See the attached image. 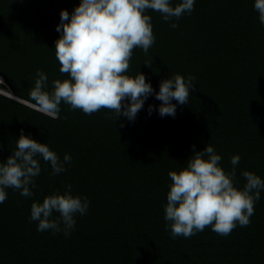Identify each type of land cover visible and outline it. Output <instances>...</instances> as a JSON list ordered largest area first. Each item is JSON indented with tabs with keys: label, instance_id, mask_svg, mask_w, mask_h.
Returning <instances> with one entry per match:
<instances>
[{
	"label": "trees",
	"instance_id": "16d2710c",
	"mask_svg": "<svg viewBox=\"0 0 264 264\" xmlns=\"http://www.w3.org/2000/svg\"><path fill=\"white\" fill-rule=\"evenodd\" d=\"M81 0H0V76L7 92L29 103L37 70L52 81L67 79L55 55L61 10L69 15ZM181 0H170L175 6ZM255 0H195L194 10L164 21L149 10L155 43L145 55L136 48L126 75L143 73L154 93L160 82L180 74L195 77L188 104L175 117H161V101L149 96L134 121L101 109L91 115L69 110L58 119L0 92V162L12 155L21 130L47 143L65 171L37 157L41 173L31 197L5 189L0 203V264H264V189L250 224L220 236L211 227L191 238L172 239L164 208L169 171L186 167L193 150L211 144L220 166L231 171L240 156L235 185L250 171L264 180V25ZM172 23L178 24L173 29ZM147 64V65H146ZM176 104V101H172ZM153 106L149 115L148 108ZM108 117H112L109 119ZM87 197L69 236L37 231L31 204L47 195ZM54 212L52 218H58ZM63 228V225H61Z\"/></svg>",
	"mask_w": 264,
	"mask_h": 264
},
{
	"label": "clouds",
	"instance_id": "9594fccd",
	"mask_svg": "<svg viewBox=\"0 0 264 264\" xmlns=\"http://www.w3.org/2000/svg\"><path fill=\"white\" fill-rule=\"evenodd\" d=\"M194 3L195 0H181L172 6L170 0H81L71 15L61 10L56 27L61 35L55 41V55L60 73L68 78L53 80L48 91L47 75L37 70L29 93L30 101L35 103L29 106L52 119L59 118L63 102L69 110L79 109L86 115L107 109L117 117L123 115L134 121L145 100L155 94V99L161 101L159 115L175 117L177 104H188L195 77L176 74L162 80L159 92L154 93L143 73L135 77L126 73L133 50L140 48L146 55L155 43L151 16L146 13L159 12L166 22L178 20L194 10ZM254 9L264 25V0H255ZM170 27L175 29L178 24L172 23ZM0 83L5 84L4 79ZM153 110L150 105L149 115ZM37 157L50 164L53 176L64 172L65 164L71 162L69 154L61 161L47 143H40L21 130L12 155L0 162V203L7 199L8 188L26 198L33 195L35 178L41 173ZM240 159L239 155H233L232 169L225 171L220 166L221 156L207 144L203 151L193 150L186 167L168 172L171 184L164 220L172 239L191 238L207 227L220 236H228L237 225L250 224L264 180L253 172L243 171L246 183L242 189L238 188L236 166ZM71 187L68 185L63 194L56 191L45 196L42 203L31 204L30 220L38 222L37 231L51 230L53 235L63 231L66 237L71 234L76 224L74 216L85 215L89 208L87 197L73 195ZM54 212L59 213L58 218H52Z\"/></svg>",
	"mask_w": 264,
	"mask_h": 264
},
{
	"label": "water",
	"instance_id": "95a60500",
	"mask_svg": "<svg viewBox=\"0 0 264 264\" xmlns=\"http://www.w3.org/2000/svg\"><path fill=\"white\" fill-rule=\"evenodd\" d=\"M6 95H8V94H6ZM8 96H11V97H13V98H15V99H17V100H19V101H21V102H24V103H26V104H28V105H30V103L28 102V101H25L24 99H22V98H19V97H16L15 95H8ZM15 96V97H14Z\"/></svg>",
	"mask_w": 264,
	"mask_h": 264
},
{
	"label": "rangeland",
	"instance_id": "374dc122",
	"mask_svg": "<svg viewBox=\"0 0 264 264\" xmlns=\"http://www.w3.org/2000/svg\"><path fill=\"white\" fill-rule=\"evenodd\" d=\"M5 91L1 86H0V92L4 93L5 94Z\"/></svg>",
	"mask_w": 264,
	"mask_h": 264
},
{
	"label": "bare ground",
	"instance_id": "6f19581e",
	"mask_svg": "<svg viewBox=\"0 0 264 264\" xmlns=\"http://www.w3.org/2000/svg\"><path fill=\"white\" fill-rule=\"evenodd\" d=\"M5 94H8V95H12L11 93H9V92H7V93H5ZM13 96V95H12ZM15 97V96H14Z\"/></svg>",
	"mask_w": 264,
	"mask_h": 264
},
{
	"label": "built area",
	"instance_id": "2783aa9c",
	"mask_svg": "<svg viewBox=\"0 0 264 264\" xmlns=\"http://www.w3.org/2000/svg\"><path fill=\"white\" fill-rule=\"evenodd\" d=\"M0 80L3 81V78L0 76Z\"/></svg>",
	"mask_w": 264,
	"mask_h": 264
}]
</instances>
